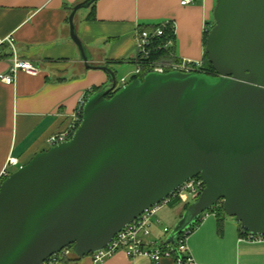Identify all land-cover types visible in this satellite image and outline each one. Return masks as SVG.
I'll list each match as a JSON object with an SVG mask.
<instances>
[{"label":"water","instance_id":"obj_1","mask_svg":"<svg viewBox=\"0 0 264 264\" xmlns=\"http://www.w3.org/2000/svg\"><path fill=\"white\" fill-rule=\"evenodd\" d=\"M70 39L109 84L90 94L69 141L35 155L0 185V264H43L72 247L105 248L147 209L199 177L185 224L216 205L264 236V0H216L205 41L214 75L150 72L116 89L88 66L74 16Z\"/></svg>","mask_w":264,"mask_h":264},{"label":"crops","instance_id":"obj_2","mask_svg":"<svg viewBox=\"0 0 264 264\" xmlns=\"http://www.w3.org/2000/svg\"><path fill=\"white\" fill-rule=\"evenodd\" d=\"M83 1L0 0V38L12 36L18 57L40 68L36 77L18 73L11 86L0 82V175L47 151V140L68 128L80 100L109 84L106 72L85 67L70 39L69 15ZM180 1L96 0L88 9L77 11L73 21L89 53L88 66L108 67L116 76L120 65H135L136 31L165 21L174 23L175 57L202 63L204 37L214 22L216 0H198L184 7ZM1 50L0 74L8 71L11 57L6 46ZM133 78L134 74L128 81L125 77L120 81L127 84ZM10 159L17 161L16 166H8ZM214 217L207 216L187 239L194 264H264V241H240L239 224L235 228L234 223H218ZM160 222L153 223L154 227ZM158 237L152 230L154 241H167L169 236L165 240ZM58 264L93 263L86 256ZM101 264L153 263L145 258L130 260L118 252ZM157 264L175 263L163 259Z\"/></svg>","mask_w":264,"mask_h":264},{"label":"built area","instance_id":"obj_3","mask_svg":"<svg viewBox=\"0 0 264 264\" xmlns=\"http://www.w3.org/2000/svg\"><path fill=\"white\" fill-rule=\"evenodd\" d=\"M197 1L198 0H181L180 5L184 7L194 4ZM167 29L171 30L175 35L174 23L170 21H165L151 30L142 29L136 31L134 57L136 69L134 77L146 75L150 72L159 74L172 71L185 74L203 73L202 63L178 60L175 57L174 52H170L169 49L173 48L172 37H167L162 40ZM158 40H161L159 44L156 43ZM2 46H6L9 49L11 57L8 71L0 74L1 83L9 86L13 85L16 75L20 72L31 77L39 75L40 68L37 65L18 57L15 50L14 38L12 36L0 38V55L2 53ZM160 51L167 53L168 57L153 59L154 54ZM125 84V80L122 79L120 83H116V89L121 88ZM86 100L87 99L85 98L80 100L76 112L72 115L71 123L68 128L64 132L53 135L47 140L49 148L71 139L77 127L80 125L82 109ZM16 164L17 161L14 159H10L8 162V166H16ZM7 176H9V173L7 172V169H4L0 175V185ZM203 189L204 183L199 177L188 180L179 187L171 197L147 209L136 220L117 233L105 248L91 254L92 263L101 264L116 253L122 252L130 260L145 258L153 264H157L163 259H172L175 264H194L187 248V239L192 234V231H190L189 228L174 238L172 243H167V241H154L150 238L151 224L153 219H155L156 223L160 222L156 217L157 214L162 207L168 206L172 199L179 198L180 194L183 193H189L194 199H197ZM211 214L214 215L215 213ZM163 232L164 234H168L169 230L164 228ZM244 232L239 237L240 241H264V236L249 234L246 231ZM72 255H74L72 249L65 248L58 254L51 256L43 264H58Z\"/></svg>","mask_w":264,"mask_h":264},{"label":"rangeland","instance_id":"obj_4","mask_svg":"<svg viewBox=\"0 0 264 264\" xmlns=\"http://www.w3.org/2000/svg\"><path fill=\"white\" fill-rule=\"evenodd\" d=\"M212 22L213 21H211L210 23H212ZM213 24H214V22L212 23L211 27H213ZM120 66H122V69L120 68V70H117V75H116V79L118 80V83H120V79L122 77H125L128 81L131 78V75L134 74L135 69H136L135 65H132V64H122ZM128 72L130 73L129 75H127ZM18 169H19V167H16V168H13L7 172L10 175V174L16 172ZM179 199H180L179 203L176 204L175 206L171 207L168 205V206L162 207L160 209V211L156 217L160 221H163V222L162 223L160 222L161 225L159 227H154L155 224H153V223H155V222H153V221H155V219L152 220L153 225L151 224V231L155 230L157 232L158 236L162 238V240H165L166 239L165 236H169L171 233H173L174 231H176L177 229H179L180 227H182L185 224V221L187 220V216H188L189 207H190V205H192L196 201V199H194L193 196L190 195L189 193L180 194ZM185 206H186V208L184 209ZM217 206L219 207V205H216L213 208H211V211H214V213H218V211H216V209L218 208ZM211 211L208 210L205 213H203L201 215V221H204V219L207 216L214 217L215 214L214 215L211 214ZM214 219H215V217H214ZM217 219H219L221 221L229 222V223H234L235 228H238V223H236L233 218L226 216L224 213H221L220 211H219V216H217ZM166 226H167V229L169 230V233H168L169 235L168 234L166 235L163 232V228H166ZM197 227L198 226L194 227V230H196Z\"/></svg>","mask_w":264,"mask_h":264},{"label":"trees","instance_id":"obj_5","mask_svg":"<svg viewBox=\"0 0 264 264\" xmlns=\"http://www.w3.org/2000/svg\"><path fill=\"white\" fill-rule=\"evenodd\" d=\"M155 27H156V26H155ZM155 27H152V28H146V29H144V30H151V29H153V28H155ZM208 32H209V31L206 32L205 37H204V47H205V41H206V37H207V35H208ZM171 33H172V35H171ZM167 37H172V40H174L175 35L173 34V32H171V30L167 29V31H166V33H165V36H164V38H162V40L166 39ZM160 42H161V40H158L156 43L159 44ZM169 50H170L171 53H173V51H174L173 48H170ZM163 57H164V58H167V57H168V54L165 53V52H163V51H160V52H157V53L154 54V58H153V59H158V58H163ZM202 70H203V73H204V74H207V75H214V74H215L214 71H213V69H212V66L210 65V63H209L208 60H207V55H206L205 49H204V57H203V62H202ZM143 77H144V75H140V76L134 77L133 79H131V81H132V80H135V79H142ZM100 90H102V89H101V88H99V89H93L92 92H91L90 94H93V93L98 92V91H100ZM179 200H180V199H179L178 197L175 198V199H172V200L170 201V203H169V206H171V207L175 206L176 204L179 203ZM217 207H218V206H217ZM210 211H211V209H210ZM216 211H218V213H215V216H216V218H217V216H219V211H220L221 213H223L222 206L219 205V207L216 209ZM211 213H214V211H211ZM217 220L219 221L218 223H221V221H220L219 219H217ZM200 221H201V216L195 221V223L189 228V230L193 232V231H194V227L198 226L199 223H200ZM220 225H221V224H220ZM243 232H244V231L242 230V228H241L240 225H239V234L241 235ZM244 233H245V232H244ZM179 235H180V234H179ZM68 248H69V249H72V247H68ZM89 256H91V255H89ZM72 257H73L74 259H75V258H76V259H79V258L76 257L75 255H72L71 257L66 258L64 261L71 260Z\"/></svg>","mask_w":264,"mask_h":264}]
</instances>
